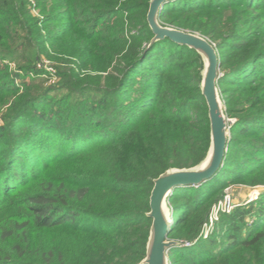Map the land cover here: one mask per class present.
Segmentation results:
<instances>
[{
	"label": "trees",
	"instance_id": "1",
	"mask_svg": "<svg viewBox=\"0 0 264 264\" xmlns=\"http://www.w3.org/2000/svg\"><path fill=\"white\" fill-rule=\"evenodd\" d=\"M149 1L0 0V109L15 79L25 85L0 116V264H140L154 179L204 160L202 57L169 38L149 44ZM158 21L215 44L234 119L220 170L168 197V238L195 241L169 262L264 264V190L200 236L226 185L264 186V0H171ZM40 56L57 62L56 86L28 78Z\"/></svg>",
	"mask_w": 264,
	"mask_h": 264
},
{
	"label": "water",
	"instance_id": "2",
	"mask_svg": "<svg viewBox=\"0 0 264 264\" xmlns=\"http://www.w3.org/2000/svg\"><path fill=\"white\" fill-rule=\"evenodd\" d=\"M169 1L171 0L149 1L146 19L153 33L149 44L163 38H169L180 45L195 49L201 55L204 67L200 89L208 107L210 146L204 160L197 166L170 168L154 179L149 197L150 210L147 213V216L151 218V226L146 246V256L140 264H168L167 253L177 245V242L168 239L171 212L167 207L168 202L164 205L165 212H161L162 200H168L169 195L175 188L198 186L212 178L223 164L224 151L227 146L228 132L225 131V127L229 121L226 119L223 102L217 88V80L221 75L217 49L215 45L210 43L209 39L198 33L161 25L158 21L159 13L163 5ZM204 161L208 163L207 166L199 170Z\"/></svg>",
	"mask_w": 264,
	"mask_h": 264
},
{
	"label": "rangeland",
	"instance_id": "3",
	"mask_svg": "<svg viewBox=\"0 0 264 264\" xmlns=\"http://www.w3.org/2000/svg\"><path fill=\"white\" fill-rule=\"evenodd\" d=\"M28 2L32 6H34L36 3V0H28ZM31 14L37 18L41 17V15H40L41 13H40L39 9L36 7L31 9ZM210 43L215 45L211 41H210ZM4 62L7 65L9 73L14 74L16 72L19 76L24 75V73L22 72V70H20L18 68V66L14 60L6 59V60H4ZM35 64H36V69L38 72H36V73L35 72H29L28 73L29 79H33V80H35L36 83L43 84L45 87L56 86L58 84L59 76L57 74V67H56L57 62L56 61H54L51 58H47L45 56H40L37 59ZM76 72H78V71H76ZM78 73H79L80 77H86L89 75L94 76V73L87 71V70H80ZM19 80H20L19 78L15 79V85H14L17 89V94L10 97L8 102L1 107L0 116L2 115V113H4L6 108L11 104L12 100L25 90V85H23V83H20ZM227 119L232 120V122L234 121L233 118H227ZM232 122H230V123H232ZM227 132H228V134H227V143H228L230 134H229V131H227ZM226 149H227V146H226ZM225 153H226V150L224 151V156H225ZM263 190H264V186H262V185L250 186V185H247L246 183H240V182L226 185L223 188L221 200H223V198L225 196H228L229 200H230V206H227V201H225V202L223 201V204L225 203L224 204V209L226 210L225 212H219L216 215H212V212H211V219L209 218L210 223H208V225L206 227V234L207 235L206 234H205L206 236L203 235L201 237V239H206L209 235H212L213 233L217 232V230L219 228L218 222H219L221 215H223V214L228 215V214L232 213L233 210L239 206H244V205H248L250 203H255ZM255 192H258L256 194V197L255 198L250 197V195L252 193H255ZM167 202H168L167 207H168L169 211L171 212V207H170L169 201L167 200ZM227 209H229L230 211H227ZM245 220H246L245 226L246 227L250 226L255 220L254 212H251L250 214H248L246 216ZM169 240H175L177 242V245L174 247H190V246L195 244V241H193L192 245L186 246L185 240H182V241L177 240V239H169ZM167 257H168V254H167ZM168 264H170L169 259H168Z\"/></svg>",
	"mask_w": 264,
	"mask_h": 264
},
{
	"label": "built area",
	"instance_id": "4",
	"mask_svg": "<svg viewBox=\"0 0 264 264\" xmlns=\"http://www.w3.org/2000/svg\"><path fill=\"white\" fill-rule=\"evenodd\" d=\"M229 123L232 122V120H228ZM256 194L258 192H255ZM256 194H254V198L256 197ZM252 197V196H251ZM222 199V198H221ZM219 199L215 204L212 205L211 209H210V213H209V216H208V219L207 221L204 223L203 227H202V230H201V233H200V236L202 237L203 235L206 234V227L208 225V223H210V220L209 218L211 219V212H212V215H216L218 214L219 212H225L226 210L224 209V204H223V201H227V206H230V200H229V197L228 196H225L223 198V200ZM227 211H230L229 209H227ZM207 235V234H206ZM205 235V236H206ZM193 242H186L185 241V245L186 246H189V245H192Z\"/></svg>",
	"mask_w": 264,
	"mask_h": 264
},
{
	"label": "bare ground",
	"instance_id": "5",
	"mask_svg": "<svg viewBox=\"0 0 264 264\" xmlns=\"http://www.w3.org/2000/svg\"><path fill=\"white\" fill-rule=\"evenodd\" d=\"M227 119V118H226ZM227 121H228V119H227ZM225 131H229V123L227 124V126L225 127ZM211 159V158H210ZM209 159V160H210ZM207 162L206 161H204L201 165H200V168H199V170H201V169H204L206 166H207ZM254 194H256V193H252L251 195H250V197L252 196V197H254ZM167 202V200H165V199H163L162 200V203H161V206H160V209H161V212L162 213H164L165 212V203Z\"/></svg>",
	"mask_w": 264,
	"mask_h": 264
}]
</instances>
